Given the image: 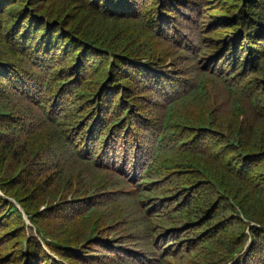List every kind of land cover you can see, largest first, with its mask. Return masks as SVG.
Masks as SVG:
<instances>
[{"label": "trees", "instance_id": "1", "mask_svg": "<svg viewBox=\"0 0 264 264\" xmlns=\"http://www.w3.org/2000/svg\"><path fill=\"white\" fill-rule=\"evenodd\" d=\"M0 264H264V0H0Z\"/></svg>", "mask_w": 264, "mask_h": 264}, {"label": "rangeland", "instance_id": "2", "mask_svg": "<svg viewBox=\"0 0 264 264\" xmlns=\"http://www.w3.org/2000/svg\"><path fill=\"white\" fill-rule=\"evenodd\" d=\"M114 29H116L115 27H114ZM25 218L27 219V217L25 216ZM27 222H28V220H27Z\"/></svg>", "mask_w": 264, "mask_h": 264}]
</instances>
